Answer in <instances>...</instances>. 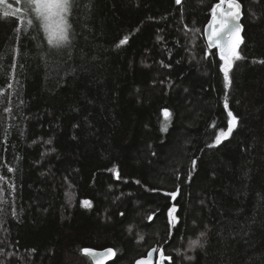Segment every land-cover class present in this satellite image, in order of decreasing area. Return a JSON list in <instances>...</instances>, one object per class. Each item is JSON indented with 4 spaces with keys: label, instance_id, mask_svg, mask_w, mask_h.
<instances>
[{
    "label": "trees",
    "instance_id": "16d2710c",
    "mask_svg": "<svg viewBox=\"0 0 264 264\" xmlns=\"http://www.w3.org/2000/svg\"><path fill=\"white\" fill-rule=\"evenodd\" d=\"M238 1L227 89L203 35L219 0H75L59 50L0 5V264H264V0Z\"/></svg>",
    "mask_w": 264,
    "mask_h": 264
},
{
    "label": "snow or ice",
    "instance_id": "6c2138e0",
    "mask_svg": "<svg viewBox=\"0 0 264 264\" xmlns=\"http://www.w3.org/2000/svg\"><path fill=\"white\" fill-rule=\"evenodd\" d=\"M175 2L179 5L181 0H175ZM15 3L18 6L13 9L12 4L7 3V0H0V5H6V8L11 10H6L4 16H18L22 23H26V32L33 28L37 29V31H42L49 49L59 50L70 43L69 29H71L72 25L68 18L70 10L76 6L75 0H15ZM240 8L241 5L238 0H219V3L214 5L211 9L212 19L208 25V28L211 29V34L207 37L209 41L208 48H212L213 44H215L216 49H218L219 59L223 62L220 65V71L223 73L226 89L231 82L229 72L233 66V61L241 59L238 53L239 45L242 42L240 37V25L236 23L240 17ZM126 42L127 37L121 39L119 45H123ZM224 106L225 109H228L227 96L225 97ZM227 115L229 117L227 130L221 129L215 135L214 143L209 145V147H216L221 144L223 140H227L231 135L237 124V118L231 111H228ZM163 117L164 120L167 121L170 119L171 113L165 109L163 110ZM161 130H166V124L162 125ZM48 143H51V141H48ZM195 164L196 161L194 160L193 165L195 166ZM9 171H12V169H9ZM114 174L117 179L120 178L118 172H114ZM137 183H139V181H137ZM179 191L180 189L178 187L175 192L165 193V195L175 200ZM81 203L86 208L91 207L90 201L85 200ZM176 211L175 205L168 208L169 224L173 226L174 222L177 220V217L174 215ZM121 215H123V213ZM148 219L151 220L152 217L149 216ZM205 235L204 232L200 233L201 237ZM196 248H204V243H202L200 239L191 240L189 242L190 250ZM81 251L86 256L91 255L101 258H111L115 255L113 249H107L103 252H96L93 249H82ZM151 255L152 253L150 252L149 257H151ZM160 255L162 259H171L164 257L163 252H161ZM187 258L189 260L193 259L192 257ZM97 264H104V261L98 260ZM137 264H149V261L139 260Z\"/></svg>",
    "mask_w": 264,
    "mask_h": 264
},
{
    "label": "water",
    "instance_id": "95a60500",
    "mask_svg": "<svg viewBox=\"0 0 264 264\" xmlns=\"http://www.w3.org/2000/svg\"><path fill=\"white\" fill-rule=\"evenodd\" d=\"M238 2H239V1H238ZM218 3H219V2H218ZM239 3H240V2H239ZM240 5H241V3H240ZM211 19H212V15H211V17L209 18V20H208V22L206 23V25L204 26V30H203V35H204V39H205V42H206L207 46H208V43H209L207 37H208V35L211 34V29L208 28V25L210 24ZM242 19H243V7H242V5H241V8H240V17H239V19L236 21V23L240 25V37H241V41H243V35H242V33H243ZM206 29H207V31H206ZM241 43H242V42H241ZM241 43H240V44H241ZM239 46H240V45H239ZM212 49H215V50L217 51V53H218V49H216L215 44H213ZM238 50H239V48H238ZM218 55H219V54H218ZM84 249H93V250H95L96 252H103V251H105V250H107V249H113V248H110V247H109V248H104V249H94V248H89V247H88V248H84ZM113 251L115 252L114 249H113ZM150 252L152 253L151 257H149V253H150ZM161 252H163L162 249H157V248H155V247H154V248H151V249L147 252V254H146L145 256H143V257H141V258H138L133 264H137V261H139V260L149 261V264H158V262H159V264H171L172 257L169 256V255H166V254L163 252L164 257H168V258H171V259H162V258H161V255H160ZM115 255H116V252H115ZM115 255L112 256L111 258L93 257V256H91V255H88V256L85 255V256L88 257V258L91 260L92 264H97V261H98V260H103V261H104V264H110V263L115 259Z\"/></svg>",
    "mask_w": 264,
    "mask_h": 264
},
{
    "label": "rangeland",
    "instance_id": "374dc122",
    "mask_svg": "<svg viewBox=\"0 0 264 264\" xmlns=\"http://www.w3.org/2000/svg\"><path fill=\"white\" fill-rule=\"evenodd\" d=\"M7 3L12 4V8L14 9L15 7H17L18 5L15 3V0H7ZM3 7L6 8V5H1ZM7 9V8H6ZM10 10V9H9Z\"/></svg>",
    "mask_w": 264,
    "mask_h": 264
}]
</instances>
